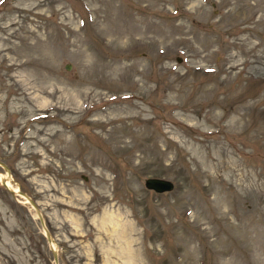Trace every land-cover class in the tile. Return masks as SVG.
I'll return each mask as SVG.
<instances>
[{
  "label": "rangeland",
  "instance_id": "obj_1",
  "mask_svg": "<svg viewBox=\"0 0 264 264\" xmlns=\"http://www.w3.org/2000/svg\"><path fill=\"white\" fill-rule=\"evenodd\" d=\"M0 162V264H264V0H0Z\"/></svg>",
  "mask_w": 264,
  "mask_h": 264
},
{
  "label": "water",
  "instance_id": "obj_2",
  "mask_svg": "<svg viewBox=\"0 0 264 264\" xmlns=\"http://www.w3.org/2000/svg\"><path fill=\"white\" fill-rule=\"evenodd\" d=\"M66 67L69 68L70 65L68 64ZM0 164H2L5 167V169L8 171V168H7V166L5 164H3L1 162H0ZM1 182L6 186V188L9 191L17 192L20 195H22L23 197H25L26 201L30 202V204L36 209V213H37L38 218L40 220V223H41V225L43 227L44 233L47 236L48 240L51 242L52 241V237H51L50 232L48 231V229L46 227L43 215H42L40 209L37 207L36 201L32 197H30L28 194H26L24 191H22L20 189V187H18V190H14L13 188H11L7 184V182L5 180H1ZM144 183H145V186L147 188L152 189V190H154L156 192L170 191V190H172L174 188V181L172 179H170V178H167V177L148 176V177L145 178ZM52 249H53V253H54V259L57 262V256H56L55 249L54 248H52Z\"/></svg>",
  "mask_w": 264,
  "mask_h": 264
},
{
  "label": "bare ground",
  "instance_id": "obj_3",
  "mask_svg": "<svg viewBox=\"0 0 264 264\" xmlns=\"http://www.w3.org/2000/svg\"><path fill=\"white\" fill-rule=\"evenodd\" d=\"M0 179L1 180H5L6 182H7V184L11 187V188H13L14 190H18V186L17 185H15V184H13L12 183V181H11V177H10V175L9 174H1L0 175ZM102 218H103V220H108V222L109 223H111L112 225H113V227L112 228H115V229H117V230H119V229H121V226L123 225V219H122V216H118V215H115V214H111V213H109L108 211H106L104 214H103V216H102ZM125 221V220H124ZM123 228V227H122ZM121 231V230H120ZM115 232H117V231H115ZM126 234V233H125ZM118 236V235H117ZM119 237H120V235H119ZM120 241H122V240H120ZM124 242V241H123ZM127 243H126V245H125V248H123L124 249V251H125V255H127L128 257H130L131 256V252H133V249H132V247H131V245H130V241H126ZM122 243V242H121ZM124 244V243H123ZM119 246H120V248L122 249V244H119ZM124 246V245H123ZM122 252V251H121ZM123 253H121V255H122ZM125 264L127 263V262H124ZM123 263V264H124Z\"/></svg>",
  "mask_w": 264,
  "mask_h": 264
}]
</instances>
